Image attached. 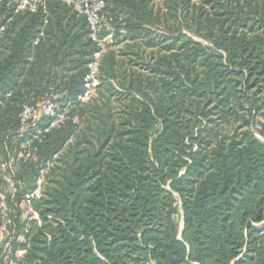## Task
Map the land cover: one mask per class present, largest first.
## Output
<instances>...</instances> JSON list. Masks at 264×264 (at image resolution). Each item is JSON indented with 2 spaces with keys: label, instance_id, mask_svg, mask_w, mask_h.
Wrapping results in <instances>:
<instances>
[{
  "label": "trees",
  "instance_id": "1",
  "mask_svg": "<svg viewBox=\"0 0 264 264\" xmlns=\"http://www.w3.org/2000/svg\"><path fill=\"white\" fill-rule=\"evenodd\" d=\"M47 8L0 1V140L46 94L66 117L19 168L48 163L17 264H264V0H105L124 32L85 103L98 48Z\"/></svg>",
  "mask_w": 264,
  "mask_h": 264
},
{
  "label": "built area",
  "instance_id": "2",
  "mask_svg": "<svg viewBox=\"0 0 264 264\" xmlns=\"http://www.w3.org/2000/svg\"><path fill=\"white\" fill-rule=\"evenodd\" d=\"M0 1L9 8L12 16L24 12L41 13L44 16V24L47 23V3L50 0ZM54 1L69 6L85 19L89 37L98 48L87 64L83 91L76 98L77 101L85 103L89 101L98 84L101 54L116 32L123 33L124 30H116L114 27L113 18L104 10L105 0ZM0 30H3V26ZM42 35V31L39 32L33 44H37ZM18 118L16 131L9 133L3 141L0 140V264H17V260L25 253L21 246L26 242L30 223L38 220L33 203L42 195L48 163L46 166L40 164L32 188L25 191L22 190L23 184L18 177L19 168L21 164L40 160L36 142L41 141L51 128L62 124L66 117L65 109L60 107L52 96L46 94L35 105L24 103ZM16 219H19L21 226L16 224Z\"/></svg>",
  "mask_w": 264,
  "mask_h": 264
},
{
  "label": "water",
  "instance_id": "3",
  "mask_svg": "<svg viewBox=\"0 0 264 264\" xmlns=\"http://www.w3.org/2000/svg\"><path fill=\"white\" fill-rule=\"evenodd\" d=\"M180 232H181V229H180Z\"/></svg>",
  "mask_w": 264,
  "mask_h": 264
}]
</instances>
